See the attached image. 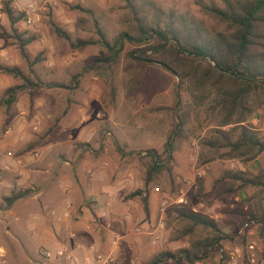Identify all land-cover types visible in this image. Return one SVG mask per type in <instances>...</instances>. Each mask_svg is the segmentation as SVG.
<instances>
[{
  "label": "rangeland",
  "instance_id": "1",
  "mask_svg": "<svg viewBox=\"0 0 264 264\" xmlns=\"http://www.w3.org/2000/svg\"><path fill=\"white\" fill-rule=\"evenodd\" d=\"M211 1L216 0H133L144 8L183 14L203 26L207 25V19L200 12L199 3ZM28 4H32L33 11L27 12ZM134 23L124 0H0V65L12 69L0 70V101L6 87L23 83L15 93L16 104L12 102L6 107L0 103V140H4V130L13 124L22 128L17 136L21 141L19 148L9 144L10 148L0 149V176L5 175L11 182L17 171L7 160L23 158L30 177L38 185L49 181L45 168L61 170L66 177L78 169L87 177L93 172L108 180L118 192L113 206L110 194L112 207L107 214L109 228L116 232L111 235L118 236L117 252H114L116 264H147L161 251L175 252L187 246L192 235L183 234L182 222L175 213L181 207L210 217L224 234L219 241L220 248L210 249L202 259L181 264H227L231 247H241L248 239L256 242L264 260V245L257 233L258 216L264 208L262 187L223 176L226 171L240 170L264 182V151L247 161L220 157L222 148L211 154L201 143L214 123L206 109L209 98L195 109V115L190 113L183 129L177 131L175 91L182 106L190 102V96L175 86L174 75L155 63L129 60L125 51L136 46L133 42L124 41L114 61L86 66L88 57L107 53L100 33L109 42L121 31L135 35ZM55 27L65 32L72 42L76 39L89 42L70 44L55 33ZM134 76L138 80L136 85ZM248 122L255 135L264 141V105L245 124ZM231 126L221 129L235 137L237 129L232 130ZM168 135L171 136L170 158L163 161L146 186L149 214L145 215L141 196L127 198L126 195L143 189L145 150L154 149L161 154ZM80 153L79 162L86 163L78 165L74 157ZM7 185L0 188L2 192H9ZM84 202L87 200L83 199ZM88 203L95 207L100 204L98 200ZM8 206L0 195V218L9 227L8 234L3 235L4 226L0 225V243L5 250L0 264L13 262L15 246L25 253L14 234L22 245L34 243L27 230L32 221L28 219L25 229L24 224L17 227L16 216L10 210L15 208ZM35 212L44 218L42 209L37 207ZM125 215H129L127 223ZM82 220L92 224L98 253L112 257L113 244L102 219L93 211ZM158 221L162 223L161 228H156ZM246 221L248 225L241 229ZM139 224H142L139 232H134L133 228ZM69 230L75 228L63 224L60 231ZM196 234L201 237L206 233L197 228L193 236ZM153 236L156 239L151 244ZM32 252L36 254L37 249L34 247ZM114 262L107 260L104 264ZM159 264L173 262L166 259ZM239 264H246L245 259L241 258Z\"/></svg>",
  "mask_w": 264,
  "mask_h": 264
},
{
  "label": "trees",
  "instance_id": "2",
  "mask_svg": "<svg viewBox=\"0 0 264 264\" xmlns=\"http://www.w3.org/2000/svg\"><path fill=\"white\" fill-rule=\"evenodd\" d=\"M133 14L135 35L126 31L119 32L109 42L100 33V41L107 49L102 56L86 59V66L114 61L124 41L133 42L135 47L125 51L131 61L155 63L177 78L176 87L183 88L190 96V102L181 105L178 91L174 102L175 129L181 131L195 109L206 105L213 126L201 143L222 158H240L247 161L264 151V141L255 135L247 119L264 105V0H216L207 4L199 3L200 12L206 17L207 25L188 19L185 15L172 10L144 8L133 0H124ZM10 15V10L6 8ZM55 33L70 44L80 45L89 41L76 39L70 41L68 35L59 28ZM27 42V41H24ZM0 70L12 69L0 65ZM137 80L134 76V81ZM138 80L135 81V85ZM185 84V85H184ZM23 85L15 84L5 88L0 103L8 107L15 93ZM232 125L237 129L235 137L221 127ZM167 137L161 154L154 149H146L147 159L143 189H135L126 196H141L145 215L149 214L146 186L169 160V139ZM161 155L166 156L161 158ZM232 180L242 183L261 185L264 198V182L259 177H248L244 171L225 172ZM30 193L29 189H18L4 197L7 203ZM264 204V203H263ZM182 222L183 234H191L188 245L175 252L161 251L147 264H159L170 259L173 264L190 262L206 257L212 248H220L219 241L224 238L216 222L210 217L188 207L175 211ZM254 218V217H253ZM258 236L264 245V208L258 216ZM248 220V217H245ZM199 228L206 234L199 237L195 230ZM219 243V245L217 244Z\"/></svg>",
  "mask_w": 264,
  "mask_h": 264
},
{
  "label": "crops",
  "instance_id": "3",
  "mask_svg": "<svg viewBox=\"0 0 264 264\" xmlns=\"http://www.w3.org/2000/svg\"><path fill=\"white\" fill-rule=\"evenodd\" d=\"M13 104H16L15 100L13 101ZM21 130V126L17 124H13L12 127L4 130V140H0V149L9 146V144L11 147L13 146L16 148L17 146L19 148L21 141H18L19 139L17 136L22 133L20 132ZM80 155L81 153L75 155V164L78 163L79 165L86 163L84 160L79 162V158L81 157ZM7 161L10 162L11 165L13 164V170H16L18 175H14L11 182L7 181V177L5 175L0 176V188L3 186L7 187V184H9V192H2L3 189H0V195L5 197L10 195L12 191L29 188L30 193L28 195L14 199L9 203L8 208H15L10 210L16 216L15 225H17V227H22L24 224L23 228L25 229L28 219L29 221H32L31 228L28 227L27 230L29 235L32 236L34 240V243L22 245L16 234H14L15 239H17L20 243V248L23 247L25 253L22 254L19 248L15 246V251L13 253L14 259L11 264H70L71 261L55 255V250L61 245H65L67 247L69 255L77 258L85 255L93 256L95 251L98 252L97 235L92 232V224L82 219L88 218L93 211L95 212V215L98 212V207H95V205L92 206L88 203L90 200L100 201L104 198V196H106V193H109L113 195L112 206L114 205V199L118 193L116 189H113L114 186H110L108 180H103L93 172L91 173L92 175H88L87 177L86 175H82L78 169H74L69 177H66L61 170L53 171L48 168H45L44 172L46 173L45 176L48 177L49 181L38 185V183H34L33 178L30 177L28 168L26 169L27 161H24L23 158L15 159V161L13 159ZM64 162L67 163L66 161ZM99 188L101 191H99ZM111 195L109 199V206L106 209L107 214L111 206ZM83 199H86L87 202L83 203ZM31 200H35L36 203L31 202ZM88 204L93 207V210L88 206ZM37 207L42 209L44 218H41L36 214L35 211ZM64 212H67L65 217H63ZM128 217L129 215L124 216L126 223L129 222ZM89 220L92 222L91 219ZM2 221L3 219L1 217L0 225L4 226L3 235H7L9 231V227L7 225L8 223L5 220V223L3 224ZM63 224H65L68 228L69 226H73L75 230H69L66 233H62L60 230ZM87 225L88 228H85ZM20 230L21 228L19 231ZM106 230H108V235L110 236V240L113 244V253L109 260L110 262L115 260L114 263L116 264L117 260L114 252H117L115 245L118 236L113 238L111 235V232L113 231L111 229ZM70 231L75 233V238L70 239L68 237V233ZM114 232L113 234L116 233ZM75 243H79L81 247L76 248ZM34 247L37 249L36 254H33L32 252ZM42 249H48L50 251V256L48 258L41 256L40 252ZM0 250L2 251V255H0L1 262L3 261L2 257H4L5 254L2 242L0 243ZM23 258H25V260H23Z\"/></svg>",
  "mask_w": 264,
  "mask_h": 264
},
{
  "label": "built area",
  "instance_id": "4",
  "mask_svg": "<svg viewBox=\"0 0 264 264\" xmlns=\"http://www.w3.org/2000/svg\"><path fill=\"white\" fill-rule=\"evenodd\" d=\"M34 8L32 4L27 5V12L28 11H33ZM29 21V20H28ZM9 153V152H7ZM142 154L144 152L142 151ZM35 155V153H34ZM89 171V170H87ZM109 199H110V194L106 193V196L102 200H100V204L98 206V212L96 213L97 216L103 220L102 226L105 229H110V221L108 219V215L106 212L107 207L109 206ZM67 212L63 213V217H65ZM248 225V222H244L242 226L240 227L241 229L246 227ZM142 224H139L138 226H135L133 228L134 232H139V228H141ZM162 223L161 221L157 222L156 228H161ZM85 228H88V225L85 226ZM241 229L238 230V232H241ZM75 233L70 231L68 233V237L70 239L75 238ZM156 237H152L150 240L151 244L155 243ZM76 248H80L81 245L79 243H75ZM242 247V248H241ZM239 247L238 245H233L231 249L228 252L227 255V264H239L241 258H244L246 261V264H264V260L261 259L260 254H259V248L256 244V242L253 239H248L245 241L244 245ZM94 253V252H93ZM41 256L44 258H48L50 256V251L48 249H42L40 252ZM55 255L58 257H63V259L71 261L70 264H104L107 260L110 259V256H103L99 254L98 252L95 251L94 255L90 256H81L80 258L77 257H72L71 255L68 254L67 252V247L65 245H61L59 248L55 250Z\"/></svg>",
  "mask_w": 264,
  "mask_h": 264
}]
</instances>
